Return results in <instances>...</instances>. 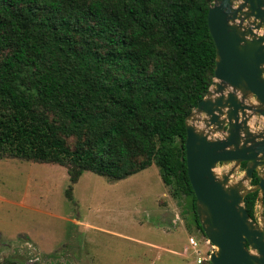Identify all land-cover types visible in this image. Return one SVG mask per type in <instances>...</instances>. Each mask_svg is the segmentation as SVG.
Returning a JSON list of instances; mask_svg holds the SVG:
<instances>
[{"label":"trees","instance_id":"1","mask_svg":"<svg viewBox=\"0 0 264 264\" xmlns=\"http://www.w3.org/2000/svg\"><path fill=\"white\" fill-rule=\"evenodd\" d=\"M211 1L0 0V158L65 168L69 199L84 172L154 165L203 235L184 142L213 79ZM257 200L243 199L251 218Z\"/></svg>","mask_w":264,"mask_h":264},{"label":"rangeland","instance_id":"2","mask_svg":"<svg viewBox=\"0 0 264 264\" xmlns=\"http://www.w3.org/2000/svg\"><path fill=\"white\" fill-rule=\"evenodd\" d=\"M69 186L61 166L0 158V264H196L210 254L154 165L120 181L84 172L70 199ZM254 214L264 221L257 203Z\"/></svg>","mask_w":264,"mask_h":264},{"label":"water","instance_id":"3","mask_svg":"<svg viewBox=\"0 0 264 264\" xmlns=\"http://www.w3.org/2000/svg\"><path fill=\"white\" fill-rule=\"evenodd\" d=\"M207 8L215 64L207 93L185 122L187 176L212 246L208 264H264L262 214L251 218L243 204L258 192L262 208L264 194V0H212ZM241 164L243 175L233 181ZM254 175L256 185L247 188Z\"/></svg>","mask_w":264,"mask_h":264},{"label":"built area","instance_id":"4","mask_svg":"<svg viewBox=\"0 0 264 264\" xmlns=\"http://www.w3.org/2000/svg\"><path fill=\"white\" fill-rule=\"evenodd\" d=\"M188 244L192 249H195L197 246L196 242L192 238L189 239ZM208 258L209 256L206 259H197L196 264H203L204 261L208 262Z\"/></svg>","mask_w":264,"mask_h":264},{"label":"flooded vegetation","instance_id":"5","mask_svg":"<svg viewBox=\"0 0 264 264\" xmlns=\"http://www.w3.org/2000/svg\"><path fill=\"white\" fill-rule=\"evenodd\" d=\"M242 165V164H241ZM241 171H243V170H241ZM256 217V215L254 214V217L253 218H255ZM258 218V217H257ZM256 219V218H255Z\"/></svg>","mask_w":264,"mask_h":264},{"label":"crops","instance_id":"6","mask_svg":"<svg viewBox=\"0 0 264 264\" xmlns=\"http://www.w3.org/2000/svg\"><path fill=\"white\" fill-rule=\"evenodd\" d=\"M261 123H262V122H261ZM261 123H260V125H263V124H261ZM174 223H175V222L173 221V223H172V224L174 225Z\"/></svg>","mask_w":264,"mask_h":264}]
</instances>
